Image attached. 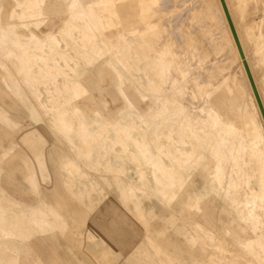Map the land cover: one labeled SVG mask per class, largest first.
Wrapping results in <instances>:
<instances>
[{
  "label": "bare ground",
  "instance_id": "obj_1",
  "mask_svg": "<svg viewBox=\"0 0 264 264\" xmlns=\"http://www.w3.org/2000/svg\"><path fill=\"white\" fill-rule=\"evenodd\" d=\"M187 1L0 0V264H264V117Z\"/></svg>",
  "mask_w": 264,
  "mask_h": 264
},
{
  "label": "rangeland",
  "instance_id": "obj_2",
  "mask_svg": "<svg viewBox=\"0 0 264 264\" xmlns=\"http://www.w3.org/2000/svg\"><path fill=\"white\" fill-rule=\"evenodd\" d=\"M186 3H190V5L198 3V5H201L203 9L199 14H201V16L205 18L206 22L210 24L213 32L217 36V42L223 46V49L220 51L219 55H221L222 57H229V70L233 71L239 70L241 68L243 70L242 76L247 77V70L244 65V59L240 54L238 45L236 43L221 0H188ZM208 5L211 6V9L209 11L207 9ZM226 5L233 21L235 30L237 32L239 41L241 43L242 49L244 51L245 59L249 65L251 74L258 81L260 89L264 91V57L260 56L256 58L254 56L256 54V44L254 42L255 35L250 36L251 38L249 39V35L247 32V26H249L253 20L259 21L260 18H264V0H252V2H249L246 7L245 14L237 11L235 0H226ZM261 31L264 35V27L261 28ZM262 41H264V39H262L260 42ZM228 77V79L230 80L229 83L235 85L236 79L233 78V75L231 74ZM105 116L109 117V115L107 114H105ZM14 119L15 122L18 123L19 128L20 126L22 127V125H25L26 127L27 124L31 122L28 118ZM53 147L54 146L49 142L46 143V153L48 156L47 162L51 169L56 163V159L53 157ZM56 204L60 206L59 203Z\"/></svg>",
  "mask_w": 264,
  "mask_h": 264
},
{
  "label": "water",
  "instance_id": "obj_3",
  "mask_svg": "<svg viewBox=\"0 0 264 264\" xmlns=\"http://www.w3.org/2000/svg\"><path fill=\"white\" fill-rule=\"evenodd\" d=\"M221 2H222V5H223V7H224V10H225V12H226V16H227L228 21H229V24H230V26H231V29H232L233 35H234V37H235L236 43H237L238 48H239V51H240V54H241L242 58L244 59V65H245V67H246V70H247L248 76H249V78H250V81H251L252 87H253V89H254V93H255V95H256V98H257V100H258V103H259V106H260V109H261L262 115H263V117H264V106H263V104H262L261 98H260L259 93H258V90H257V88H256V85H255L254 79H253V77H252V74H251V71H250L249 65H248V63H247V61H246V59H245V54H244V51H243V49H242L241 43H240V41H239V38H238L237 32H236V30H235V27H234L233 21H232L231 16H230V13H229V11H228V8H227V5H226V2H225V0H221Z\"/></svg>",
  "mask_w": 264,
  "mask_h": 264
}]
</instances>
